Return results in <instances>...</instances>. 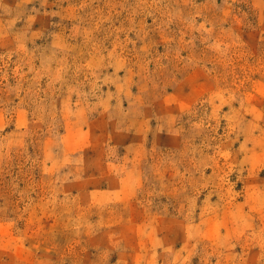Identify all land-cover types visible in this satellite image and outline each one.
<instances>
[{
  "label": "rangeland",
  "instance_id": "1",
  "mask_svg": "<svg viewBox=\"0 0 264 264\" xmlns=\"http://www.w3.org/2000/svg\"><path fill=\"white\" fill-rule=\"evenodd\" d=\"M0 264H264V0H0Z\"/></svg>",
  "mask_w": 264,
  "mask_h": 264
}]
</instances>
